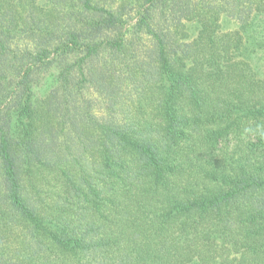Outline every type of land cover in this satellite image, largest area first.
<instances>
[{
    "label": "trees",
    "instance_id": "1",
    "mask_svg": "<svg viewBox=\"0 0 264 264\" xmlns=\"http://www.w3.org/2000/svg\"><path fill=\"white\" fill-rule=\"evenodd\" d=\"M0 264H264V0H0Z\"/></svg>",
    "mask_w": 264,
    "mask_h": 264
}]
</instances>
